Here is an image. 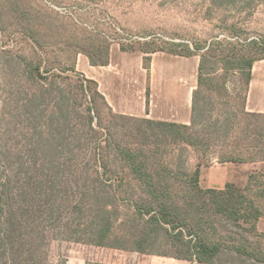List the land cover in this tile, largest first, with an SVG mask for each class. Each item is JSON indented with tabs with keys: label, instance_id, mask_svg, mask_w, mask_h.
Here are the masks:
<instances>
[{
	"label": "trees",
	"instance_id": "16d2710c",
	"mask_svg": "<svg viewBox=\"0 0 264 264\" xmlns=\"http://www.w3.org/2000/svg\"><path fill=\"white\" fill-rule=\"evenodd\" d=\"M34 24L29 19L23 34L43 50ZM249 46L236 67L244 80L238 109L219 76V67L228 72L234 57L227 48L201 56L190 125L116 114L98 84L75 65L9 53L0 77V264H52V240L153 252L196 264H236L223 259L226 253L260 261L243 234L241 242L215 237L221 226L262 236L264 174L252 173L243 189L232 183L221 190L203 189L200 166L190 171L180 162L174 169L155 160L157 151L153 155L146 143L152 136L207 152L215 142L226 145L241 123L247 124L246 136L257 140L263 114L248 112L246 104L264 42ZM110 50L108 45L105 53H82L92 66H107ZM221 107L230 112L222 114ZM131 121L145 127L138 130L144 140L140 148L131 144ZM243 150L240 145L226 149L220 162H248ZM176 184L182 195L175 193ZM117 225L121 232L114 237ZM166 247L175 253L162 251Z\"/></svg>",
	"mask_w": 264,
	"mask_h": 264
},
{
	"label": "rangeland",
	"instance_id": "374dc122",
	"mask_svg": "<svg viewBox=\"0 0 264 264\" xmlns=\"http://www.w3.org/2000/svg\"><path fill=\"white\" fill-rule=\"evenodd\" d=\"M29 19L35 20L36 39L43 50L23 34ZM254 41L264 42V0H0V77L4 76L3 67L9 53L69 68L75 65L79 54L85 56L82 52L99 53L98 50H101L105 53L108 45L111 49L140 52L145 58L153 54L193 55L190 57L197 62L203 54L227 48L226 54L229 52L234 58L227 64L230 68L228 72L219 67V76L224 79L226 92L233 98L231 104L238 109L242 106L244 80L236 67L239 57L250 53L249 45ZM263 57L264 54L257 58V71L262 66V73ZM145 64L149 66L148 61ZM0 109L3 110V106L0 105ZM222 110L223 107L220 108L222 114L230 112ZM104 119L108 125L110 118L106 111ZM257 125L260 131L257 140L252 141L246 136L247 124L241 123L226 139V145L221 141L215 142L207 152L171 141L165 143L152 136L146 141L147 149L153 155L157 151L155 160L174 169H178L180 162H186L190 171L200 166L203 188L210 185L215 177L212 183H220L214 186L219 187L217 189H224L225 183L229 182L243 189L252 173L264 174V114ZM127 127L128 133H131V144L142 147L144 140L138 130L145 127L133 121L128 122ZM238 145L243 151L247 150L246 158L251 160L245 163L220 162L226 149L233 151ZM228 165L233 170L230 172L231 180L226 181L224 168ZM174 189L176 194L182 195L183 188L179 184ZM262 220L264 222V218ZM120 232L121 228L117 225L114 237ZM258 232L262 236L243 231L230 232L221 226L216 239L225 238L228 241L234 237L241 242L245 240L243 234L249 243L254 244L253 248L261 258L260 261L247 260L235 253H226L223 259L236 264H264V226L259 227ZM168 249L162 248V251L175 253L173 248ZM151 253L65 240H52L48 247L52 264H68V261L75 264H142L146 259L164 261ZM183 263L196 264L186 260Z\"/></svg>",
	"mask_w": 264,
	"mask_h": 264
},
{
	"label": "crops",
	"instance_id": "0c3cea01",
	"mask_svg": "<svg viewBox=\"0 0 264 264\" xmlns=\"http://www.w3.org/2000/svg\"><path fill=\"white\" fill-rule=\"evenodd\" d=\"M257 62L252 70L246 109L251 113L264 114V73L262 66L257 71ZM199 63L192 57L153 54L149 66L146 67L145 55L142 53L123 52L112 48L107 66H92L88 57L82 54L76 58L75 66L78 72L98 84L114 113L190 125L193 93L198 85ZM231 168L230 165L224 168L226 181L231 180ZM212 180H216L215 177ZM213 181L203 188L200 177V186L203 189L219 188L214 186L220 183H212ZM263 226L261 219L258 228ZM158 258L164 261L146 259L142 264H184V260L160 256ZM68 264L75 263L68 261Z\"/></svg>",
	"mask_w": 264,
	"mask_h": 264
}]
</instances>
